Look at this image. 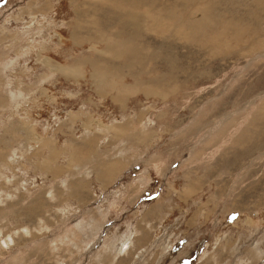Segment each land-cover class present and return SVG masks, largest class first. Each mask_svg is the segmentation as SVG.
Wrapping results in <instances>:
<instances>
[{"label": "rangeland", "instance_id": "1", "mask_svg": "<svg viewBox=\"0 0 264 264\" xmlns=\"http://www.w3.org/2000/svg\"><path fill=\"white\" fill-rule=\"evenodd\" d=\"M89 2L0 0V264H264V0Z\"/></svg>", "mask_w": 264, "mask_h": 264}, {"label": "crops", "instance_id": "2", "mask_svg": "<svg viewBox=\"0 0 264 264\" xmlns=\"http://www.w3.org/2000/svg\"><path fill=\"white\" fill-rule=\"evenodd\" d=\"M58 69V68H57ZM57 69H55V71L57 72L58 70ZM64 71L65 70H62V74L64 75ZM76 72V71H75ZM65 73H67V76H66V78H69V80H74V77H75V75L73 76V78H72V76H71V74H70V72H69V70L67 71L66 70V72ZM68 73H69V75H68ZM69 76H71V79H70V77ZM65 77V76H64ZM68 80V81H69ZM55 83H57V82H55ZM19 105V104H18ZM19 108V107H18ZM17 108V109H18ZM16 125V124H15ZM71 126V125H70ZM89 129V128H88ZM17 132V131H16ZM18 132H21L20 130L18 131ZM87 135H88V133H87ZM15 139H16V134H15ZM31 141H33V142H31ZM40 140H37V137H35L34 139H30L28 142H27V145H26V147L28 146V149H33V147H36L37 145H38V142H39ZM16 145H17V142L12 146V147H10L9 149H8V151L7 152H9V154H10V151L13 153L15 150H18L17 148H16ZM54 145H53V142L51 141V145H50V148L48 147V149L47 150H49V151H54V150H56L54 147H53ZM94 146V145H93ZM27 149V150H28ZM82 149H83V147H79V149H78V151H79V153H81V151H82ZM30 150V151H31ZM29 151V150H28ZM29 151V152H30ZM46 151V150H45ZM45 151H44V153L43 154H41V156L43 155L44 156V154H45ZM73 152L74 153H76V150H74L73 149ZM35 155H37L36 153H35ZM9 156V155H8ZM7 156V157H8ZM26 159H29V157L27 156V154H26V157H25ZM46 159H47V157H46ZM69 159H70V157H69ZM71 159H73V157H71ZM70 159V160H71ZM29 160H32V159H29ZM59 161V160H58ZM64 162V160L62 161V164H64L63 163ZM28 163H30V161L29 162H27V164ZM37 163H42L43 164V161H37ZM59 163V162H58ZM36 164V163H35ZM31 165V164H30ZM34 166V164H32V166L31 167H33ZM63 166V165H62ZM67 166H69L68 164L66 165V167ZM72 167V174H70V173H68V172H66L68 169H66V171L65 170H63L64 171V173L62 172V174H61V177H55V181L57 182V185H59L60 183L62 184V186H63V190H62V193L64 194L63 195V197L61 198V205H64L65 204V202L66 201H69V202H76L77 203V205L79 206V208H85V207H93L94 205L91 203V204H89L90 202H89V200H88V198H89V189H88V187L86 186L85 188H80V186L78 185V184H74V183H76V181H80V178L79 177H77L78 176V174H80L77 170H76V173L73 171V169H74V166L73 165H71ZM80 168V167H79ZM33 169H34V167H33ZM36 171V170H35ZM112 171H114L113 170V168H112ZM37 172V171H36ZM86 172V171H85ZM39 174H40V172H38ZM65 173H67V174H65ZM81 174H84V173H81ZM123 174V173H122ZM27 175V174H26ZM67 175H71V176H67ZM93 174H91V175H89V173L88 172H86V175H84L85 177V179L84 178H81V182H87V183H89L90 181V178H92L91 176H92ZM106 175H107V173H104V171L101 173V172H96L95 174H94V176H95V178H94V183H96L97 184V186L103 191V193H105V195H107L108 194V191H109V188H111L112 186H111V184L112 185H114V183H119V182H115V180L111 183V182H109L108 180H107V178H106ZM93 176V177H94ZM119 177V176H118ZM117 177V178H118ZM48 179H49V177H48ZM88 179V180H87ZM54 179L52 178V181H53ZM117 180V179H116ZM119 180V179H118ZM64 183H67L66 185H64ZM68 188V189H67ZM57 189L60 191V189L57 187ZM57 190V191H58ZM67 190H68V192H67ZM61 192V191H60ZM59 193V192H58ZM75 195V196H77V198L76 197H74L73 195ZM121 195H118L117 197H116V199H118L119 197H120ZM79 198V199H78ZM86 201V202H84V204H83V201ZM135 200H137V201H139V199L138 198H136ZM136 201V202H137ZM86 211V210H85ZM111 210L109 209V210H105L104 212H103V217L105 216H111ZM88 216H91V214H88ZM123 215H120L119 217H122ZM104 220V219H103ZM105 221V220H104ZM115 223V221H112V219L110 220V222H105L104 224H105V226H104V229H106L107 227H109V226H112L113 224ZM100 231V230H99ZM98 231V232H99ZM129 230H128V228H127V232L124 234V236H117L116 237V235L115 236H112V237H109L108 238V240H105V239H103L102 237H104V235H105V233L107 232V230L106 231H104V232H102V235L100 234V236H99V239L97 238V239H93V241L92 242H97V244H96V246L94 245L93 246V248H98L100 245H101V243L102 244H104L105 245V247L106 248H109V249H111V248H115V249H120V248H123V246L125 245L126 247H127V241H128V237H127V235H128V232ZM97 232V233H98ZM132 233V232H131ZM90 237H92V236H86V238H85V243H89V238ZM118 238H120L119 239V242H116V240L118 239ZM130 242H132V240H130ZM113 243V244H112ZM174 243V242H173ZM208 244V241L206 242V240L205 239H203L201 242H200V248H201V252L199 251V254H197L198 255V257H199V255H200V253L202 254L203 253V251L202 250H204V247H206V245ZM88 248H90L89 246H88ZM131 248H132V245H130L129 247H127V249H126V253L125 254H127V255H125V256H123V258H127L128 256H130V255H132V253L131 252H129V250H131ZM180 248H182V246L180 245ZM172 254V253H171ZM203 255H204V253H203ZM205 256H207V253L205 254ZM120 257H122V255H120ZM133 257H134V255H133ZM138 258H140L138 255L136 256V257H134V259L133 260H135V259H138ZM132 260V261H133ZM131 260L130 261H128V263H131L132 262ZM126 262V261H125ZM122 263H124V262H122ZM203 263H205V262H203ZM209 263V262H208ZM206 264V263H205Z\"/></svg>", "mask_w": 264, "mask_h": 264}, {"label": "bare ground", "instance_id": "3", "mask_svg": "<svg viewBox=\"0 0 264 264\" xmlns=\"http://www.w3.org/2000/svg\"><path fill=\"white\" fill-rule=\"evenodd\" d=\"M73 2H75L76 0H72ZM116 1V0H115ZM114 0H94V4L93 5H95L94 6V13H93V17L91 18V19H89V20H91V23L92 24H94V25H97V20H98V12H101L102 13V15H101V17H102V19H105V16L110 12L109 10H107V8H106V11L107 12H104V10L102 9V7H99L98 5L99 4H107V5H112V4H114V2H115ZM129 1V0H128ZM144 1V0H143ZM148 1V0H147ZM146 2V1H145ZM88 3H90L89 2V0H87V4ZM129 3V2H128ZM130 3H131V1H130ZM115 4H117V3H115ZM149 4V3H148ZM104 6V5H103ZM117 6H118V4H117ZM120 6V5H119ZM136 6V3L134 2L133 3V8ZM149 6V5H148ZM152 6H153V4H152ZM130 7V6H129ZM131 7H132V5H131ZM112 8V7H111ZM105 9V8H104ZM113 9V8H112ZM90 10V9H89ZM126 10V9H125ZM124 10V11H125ZM122 11V10H121ZM123 12V11H122ZM122 12H119V13H122ZM80 13V12H79ZM86 13V12H85ZM125 13H126V17L130 20V21H135V22H137V20H136V18H137V13H135V12H133V11H129V12H126L125 11ZM169 13V12H168ZM173 13V12H172ZM90 14V13H89ZM111 16H112V21L113 22H120V20H121V14L119 15L118 13H111L110 14ZM124 15V14H123ZM124 17V16H123ZM138 17H139V15H138ZM84 18V17H83ZM86 19H87V17H86ZM123 19V18H122ZM127 19V20H128ZM141 19H142V17H141ZM84 20V19H83ZM124 20V19H123ZM139 20V19H138ZM144 20V19H143ZM109 21V20H108ZM142 21V20H141ZM103 22H105V21H103ZM126 22H128V21H126ZM139 22V21H138ZM134 23V22H133ZM134 24H136V23H134ZM116 25V24H115ZM157 25V24H156ZM100 26H102V27H104L105 26V24H101V25H99V27ZM93 28H95V27H93ZM97 28V27H96ZM87 31V30H86ZM107 35V34H106ZM106 37V36H105ZM91 39V38H90ZM89 39V40H90ZM93 39V38H92ZM95 39V38H94ZM182 39H186L185 38V36L182 38ZM179 40H181V38H179ZM185 41V40H184ZM177 43H179L178 41H176V40H172L170 43H168L165 47H166V49L168 50V52L169 53H171V51H173L174 49H175V45H177ZM121 46H122V44H121ZM125 46V45H124ZM117 47V48H116ZM116 47H114V48H109L108 50L112 53V54H114V56H120L121 55V48H119L118 49V45H116ZM112 50H115L114 52H112ZM117 51V52H116ZM97 65V64H96ZM96 65H94V66H96ZM100 68V67H99ZM104 68H105V66H104ZM106 69V68H105ZM101 71H103V69L101 70ZM101 71H95L94 72V77H97V79H99L98 78V76L100 75V73H101ZM106 71V70H105ZM105 71H104V73H105ZM70 74H71V76H72V78H73V74L72 73H75V70L74 69H71L70 71ZM98 72V73H97ZM69 75V74H68ZM71 76H69L70 78H71ZM110 76V75H109ZM108 77V76H107ZM110 78V77H109ZM112 79V78H111ZM94 80V79H93ZM172 80V79H171ZM95 82H97V81H95ZM155 82V81H154ZM152 83V82H151ZM156 83V82H155ZM157 83H159V81L157 82ZM162 83V82H161ZM146 93H148V91L146 90ZM172 93V92H171ZM146 95H148V94H146ZM172 95V94H171ZM223 120H226V118H222V120H219V121H221L220 122V124L223 122ZM219 124V125H220ZM216 127V126H215ZM217 128V127H216ZM216 128H214V129H212L211 130V132L210 133H212V132H214V130H216ZM73 233V232H72Z\"/></svg>", "mask_w": 264, "mask_h": 264}]
</instances>
